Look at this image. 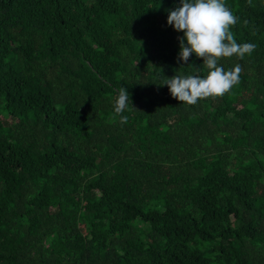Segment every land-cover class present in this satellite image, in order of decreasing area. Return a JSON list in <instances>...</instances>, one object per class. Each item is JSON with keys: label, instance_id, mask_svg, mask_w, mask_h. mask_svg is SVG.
<instances>
[{"label": "trees", "instance_id": "obj_1", "mask_svg": "<svg viewBox=\"0 0 264 264\" xmlns=\"http://www.w3.org/2000/svg\"><path fill=\"white\" fill-rule=\"evenodd\" d=\"M225 4L256 47L187 105L180 0H0V264H264V0Z\"/></svg>", "mask_w": 264, "mask_h": 264}, {"label": "clouds", "instance_id": "obj_2", "mask_svg": "<svg viewBox=\"0 0 264 264\" xmlns=\"http://www.w3.org/2000/svg\"><path fill=\"white\" fill-rule=\"evenodd\" d=\"M236 23L237 17L226 6L225 0H180V6L168 13L167 24L183 33L178 38V60L187 62L194 54L202 59L208 70L203 78L200 75L167 78L164 84L173 98L180 103L195 105L205 98L221 97L239 84L242 71L240 64L227 71L218 66L221 59L233 56L243 59L256 47L252 43L236 42L230 31ZM129 101L127 90L120 88L114 103L115 113L121 114L128 109ZM120 122L127 123V117L121 116Z\"/></svg>", "mask_w": 264, "mask_h": 264}]
</instances>
